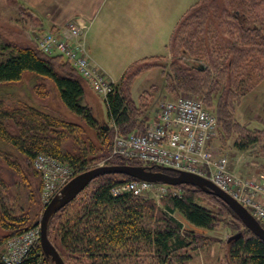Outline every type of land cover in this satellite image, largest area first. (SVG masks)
Masks as SVG:
<instances>
[{"label": "trees", "instance_id": "1", "mask_svg": "<svg viewBox=\"0 0 264 264\" xmlns=\"http://www.w3.org/2000/svg\"><path fill=\"white\" fill-rule=\"evenodd\" d=\"M207 0H201L192 6L176 25L168 46V56L145 58L132 64L120 83L114 87L105 99L108 117L113 122V132L128 135L134 130H145L149 118L138 107L137 100L132 97L131 88L137 77L145 71L161 67L159 61H170L166 76V87L171 91H182L189 95L203 94L207 90L206 100L212 101L218 90L217 83L228 71V81L236 75H241L239 85L251 81L252 73L264 70V34L260 29L247 30L238 41L228 47L226 57L220 55L221 49L206 45L202 36L204 31V12ZM31 14V13H30ZM213 30H208V34ZM255 32H260L258 35ZM256 35V36H255ZM203 60L208 67L197 65L185 67L182 57ZM223 61V62H222ZM60 62L62 67H57ZM245 65V66H244ZM240 67V68H239ZM263 68V69H262ZM235 69L237 72H235ZM252 72H251V70ZM250 70V71H248ZM165 71V70H164ZM26 72L55 82L62 102L67 108L81 118L87 126L96 129L100 120L94 114V107L85 103L87 81L69 62L61 56L44 54L35 46L13 45L0 43V85L16 83L22 80ZM166 73V72H165ZM245 74V75H244ZM226 76V75H225ZM211 85V86H210ZM143 96H140L141 99ZM179 96H176L177 99ZM217 112L212 110L218 120V125L226 132L233 131L232 115L229 112L230 101L226 95L220 96ZM143 107V106H142ZM138 115L139 117L137 118ZM12 121L18 133L9 132L7 122ZM147 123V124H146ZM74 125V124H68ZM67 125L51 115L32 108L21 107L5 110L4 102L0 101V141L7 142L22 152L27 161L33 164L38 155L45 154L63 161L76 171V176L94 167L86 160L65 152L62 147V132ZM64 127V128H63ZM245 130L244 135L236 143L239 150H246L259 142L251 130ZM103 137L114 138V133L103 127ZM113 135V136H112ZM113 141L111 142L112 146ZM112 153V152H111ZM108 165L146 166L154 171L177 175L164 167L154 166L135 159L114 157ZM116 160V161H115ZM97 167V166H96ZM36 171V176L38 173ZM40 175V174H39ZM41 176V175H40ZM42 177V176H41ZM40 177V180H41ZM136 180L125 175H104L95 179L75 200L59 211L49 224L48 235L53 245L62 255L66 264L80 257L88 264H111V259L117 264H143L142 260L151 258L157 264H191V251L197 241L195 235L183 232V223L173 215L178 212L196 228L213 230L219 222L213 209L199 202V195L209 196L217 200L229 213L243 222L237 214L220 198L207 194L194 185H181L184 190L181 196L163 198L164 204L158 206L154 200L137 197L133 194L113 195V189L128 181ZM42 183V180H41ZM87 191V192H86ZM86 192V193H85ZM81 197V198H80ZM79 200L76 209L65 217L69 207ZM77 200V201H76ZM3 207V206H2ZM0 211V225L8 232L0 241V264L8 241L25 234L36 227L37 221L25 215L17 216L7 207ZM75 211H77L75 213ZM81 213V214H80ZM245 231L237 233L239 237L231 241L230 257L239 264H264V241L258 238L244 224ZM264 227V224H262ZM80 255V257H78ZM138 260L140 262H138ZM20 264H54L47 258L40 242L28 253Z\"/></svg>", "mask_w": 264, "mask_h": 264}, {"label": "rangeland", "instance_id": "2", "mask_svg": "<svg viewBox=\"0 0 264 264\" xmlns=\"http://www.w3.org/2000/svg\"><path fill=\"white\" fill-rule=\"evenodd\" d=\"M131 1L133 3H129L130 10L128 11L131 14L130 17L147 19L144 13L150 14L152 12L156 17H160V14H162L163 17L166 16L169 19L168 22L173 27L192 6L201 0ZM144 1L147 4V10H145V5H142L141 10V4ZM203 5H206V7L202 10L204 12V31L202 36L206 39L207 46L211 45L215 49H221L222 60L224 53L226 57L228 47L235 44V42L237 44V40L247 30L252 29L253 31L256 28L260 29L264 34V0H207V3ZM208 30L213 31L208 34ZM41 32V26L27 9L17 5L15 0H0L1 44L9 43L21 45L22 47L27 45L35 46V40ZM259 33L255 32L256 35ZM238 44L240 45V43ZM123 53L125 54L126 52ZM156 53L157 55H167L168 51L166 48L161 47ZM130 59L132 58L127 61L131 62ZM182 59L185 67L197 65L204 68L209 66L203 60H196L186 56H183ZM259 60H261L260 62L264 68L263 59ZM110 61L108 69L112 71L108 72L104 69L103 72H106L110 81L115 83V87L118 85L117 83H120L122 75L118 76L121 70L119 71L118 66H115V61L112 59ZM157 63L162 64V66L142 73L139 78L137 77L138 79H135L136 82H133L131 88L132 97L137 100L136 104L142 111H145L144 115L149 118L147 121L148 125L154 123L162 102L174 100L176 96H194L203 100L205 105H210L209 108L216 111L220 96L226 95L228 101H230L229 112L233 117V131L228 132L227 130L225 132L218 125L217 134L211 142V148L217 156H224L228 159L230 171L237 177H253L264 181V70L262 73L261 70L252 73V77L247 76L252 78L251 81L249 80V82L239 85L241 75L235 74V77L230 82L228 81V71L225 69V73H223L217 83L219 91H216L212 101H208L205 98L209 90L199 95H189L182 91L169 90L166 87L165 80L167 76L166 70H169L170 61H159ZM56 65L58 68H64L60 62ZM237 70L239 69H235V72ZM54 83L48 78L26 72L21 81L0 85V101L4 102L5 110H13L23 106L32 107L51 115L60 122H64L67 126L61 129L63 133V150L74 156L81 157L86 160L88 165L95 166L94 168L96 166H106L108 161L115 159L112 153L114 138L117 134L113 132V122L108 117L106 98L97 94L88 84L84 101L89 106L94 107V114L100 120L99 127L93 129L67 108L62 102L59 90ZM142 93L143 95H141ZM140 95L143 96L141 99H139ZM136 116L137 118L139 117L138 115ZM68 124L74 125L70 126ZM239 126L251 130L253 135L259 138V142L246 150H239L236 147V143L243 141L241 137L245 133V130H241ZM7 127H9L8 130L12 134L18 133L12 121L7 122ZM103 127L110 130V133H114V138L108 137V140H106L103 137ZM145 131L146 128L145 130L136 129L132 133H144ZM35 174L36 171L33 164L27 161L21 151L7 142L0 141V211H5L3 207H7V211H11L14 215L31 217V220L38 223L36 228L40 229L39 222L48 204L43 201L44 188L40 180L41 176L39 174L36 176ZM174 188H176L174 191H179L180 196L183 195L184 190L181 187L175 186ZM154 194L152 192L150 195L144 196V198L154 200L161 207L164 204L163 198L170 196L162 197L159 194ZM198 197L199 202L204 206L213 209L217 215L220 209L222 214H219V222L213 230L192 226L178 212L173 215L183 223V232L185 234H192L197 238L194 245L195 249L191 251L193 255L191 264H239L238 261L232 260L230 257L231 241L229 240L237 233L245 231L243 224L232 216L217 200L205 195H199ZM262 197L264 202V196ZM80 198L73 207L67 209L66 213H64L65 217L70 215L72 210L76 209V206H78V210L80 209ZM7 234L8 232L6 233L0 225V241H3ZM80 258L77 260L72 259L69 262L71 264H88L87 259L83 263L82 260L81 262L78 261ZM117 260L111 259V264H117ZM138 262L140 261L138 260ZM142 262L143 264H157V261L151 258H146Z\"/></svg>", "mask_w": 264, "mask_h": 264}, {"label": "built area", "instance_id": "3", "mask_svg": "<svg viewBox=\"0 0 264 264\" xmlns=\"http://www.w3.org/2000/svg\"><path fill=\"white\" fill-rule=\"evenodd\" d=\"M84 28L69 24L61 33L44 30L36 40L37 46L44 54L63 57L97 94L107 98L114 90V82L105 72L92 66L82 40ZM217 130V116L206 108L204 101L184 95L162 102L154 123L147 125L144 133H117L112 155L205 177L234 197L264 224V181L253 177L239 178L230 171L228 159L217 156L211 148ZM33 166L42 176L45 204L59 196L76 176L72 166L45 154L38 155ZM174 189L168 185L133 180L116 186L112 193L115 196L133 194L137 197L152 192L162 197L180 196L179 191ZM40 236V229L35 228L10 239L2 255L4 263L20 264L40 241Z\"/></svg>", "mask_w": 264, "mask_h": 264}, {"label": "crops", "instance_id": "4", "mask_svg": "<svg viewBox=\"0 0 264 264\" xmlns=\"http://www.w3.org/2000/svg\"><path fill=\"white\" fill-rule=\"evenodd\" d=\"M15 2L32 14L41 26L42 32L51 30L61 33L69 24L84 26L82 40L92 60V66L111 72L108 65L112 59L119 71L121 70L118 74L122 75L121 78L135 62L145 58L168 56L157 55L156 52L161 47L168 51L172 33L179 22L171 27L166 16L160 14V17H156L152 12L144 13L147 19L130 17L128 11L129 3H133L131 0H15ZM144 2L141 4V10L142 5H145L147 10V4ZM129 58H132L131 62L127 61ZM87 89L86 84V92Z\"/></svg>", "mask_w": 264, "mask_h": 264}, {"label": "water", "instance_id": "5", "mask_svg": "<svg viewBox=\"0 0 264 264\" xmlns=\"http://www.w3.org/2000/svg\"><path fill=\"white\" fill-rule=\"evenodd\" d=\"M173 171L177 175H170L165 172L154 171L146 166L133 165H107L99 166L85 171L73 178L61 191L59 196L51 201L44 210L41 221L39 222L41 239L40 244L47 258L52 259L54 264H66L62 255L57 250L49 238V224L54 215L65 208L97 178L104 175H125L136 180L147 181L156 184H165L170 186L194 185L201 188L207 194L214 195L223 200L240 218L243 224L253 232L258 238L264 241V227L252 215V213L239 203L230 194L216 186L209 179L195 173L179 171L172 168H164ZM239 237L235 235L229 241Z\"/></svg>", "mask_w": 264, "mask_h": 264}]
</instances>
